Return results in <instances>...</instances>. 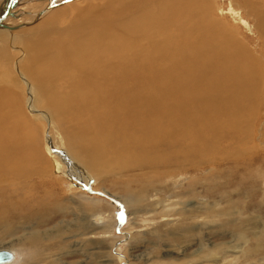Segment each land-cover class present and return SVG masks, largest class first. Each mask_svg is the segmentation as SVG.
Returning <instances> with one entry per match:
<instances>
[{
    "label": "bare ground",
    "instance_id": "1",
    "mask_svg": "<svg viewBox=\"0 0 264 264\" xmlns=\"http://www.w3.org/2000/svg\"><path fill=\"white\" fill-rule=\"evenodd\" d=\"M28 1L0 0V226L5 232L46 212L19 216L26 209L21 198L35 191L17 192L14 202L2 194L27 185L30 176L44 175L34 164L46 158L36 147L31 154L28 144L37 117L28 111L39 107L49 118L79 126L66 127L72 150L78 149L82 168L96 175L182 170L226 159L219 155L231 149L243 154V140L254 136L251 116L264 94V73L255 51L219 16L224 0H85L66 9L56 6L72 0H46L38 12L24 6ZM232 4L252 17L260 41L256 48L264 54V0ZM244 132L247 137L240 139ZM86 133L94 135L88 142ZM74 167L84 178L86 172ZM145 195L142 186L128 203Z\"/></svg>",
    "mask_w": 264,
    "mask_h": 264
},
{
    "label": "rangeland",
    "instance_id": "2",
    "mask_svg": "<svg viewBox=\"0 0 264 264\" xmlns=\"http://www.w3.org/2000/svg\"><path fill=\"white\" fill-rule=\"evenodd\" d=\"M27 3L24 6L31 4L38 12L46 0ZM222 7L219 16L255 51L264 73L252 17L232 0H224ZM260 99L258 113L251 116L254 136L243 140L241 156L225 149L229 152L219 156L226 159L218 162L156 172L146 168L90 173L77 162L78 149L73 152L66 132V127L79 126L49 118L43 107L28 111L32 116L37 113L28 144L31 154L36 147L46 158L34 164L44 175L25 179L28 186L21 183L13 190L5 186L2 194L14 202L17 192L35 191L37 195L21 198L26 209L19 216H31L41 208L46 212L39 220L21 219L9 233L0 226V250L16 255L6 264H264V94ZM247 134L240 133V139ZM93 136L86 133L85 139ZM75 165L86 172L84 178L76 174ZM142 186L148 195L128 203L129 195Z\"/></svg>",
    "mask_w": 264,
    "mask_h": 264
},
{
    "label": "water",
    "instance_id": "3",
    "mask_svg": "<svg viewBox=\"0 0 264 264\" xmlns=\"http://www.w3.org/2000/svg\"><path fill=\"white\" fill-rule=\"evenodd\" d=\"M14 254L9 250H0V264L12 261Z\"/></svg>",
    "mask_w": 264,
    "mask_h": 264
}]
</instances>
